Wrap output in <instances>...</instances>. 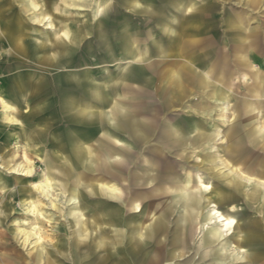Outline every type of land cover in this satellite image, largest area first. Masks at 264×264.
I'll return each instance as SVG.
<instances>
[{"label": "rangeland", "instance_id": "1", "mask_svg": "<svg viewBox=\"0 0 264 264\" xmlns=\"http://www.w3.org/2000/svg\"><path fill=\"white\" fill-rule=\"evenodd\" d=\"M36 1H3L7 20L21 21L17 26L25 46L45 41L47 47L34 57L0 41V91L7 86L5 96L10 99L9 84L15 76L36 79L44 74L53 80L61 74L56 66L37 60L51 55V45L59 41L57 34L69 32L70 40L65 39L63 46L69 54L62 57L69 60L71 70L87 71L92 84L106 86L127 69L114 91L129 117L122 116L117 128L109 129L119 140L103 136L97 127L89 128L95 132L87 139L86 166L66 142L68 134H78L79 124L71 120L57 92H48L51 85L41 92L30 91L31 98L18 104L25 129L18 136L12 130L10 138L9 128L0 122V245H7L0 256H11L19 248L22 264H264V201L232 192L218 209L238 225L233 234L217 241L208 234L220 228L214 220L208 221L215 201L203 187L226 194L225 175L243 166L257 181L262 177L256 174L264 175V131L259 132L264 127V86L257 89L254 80L257 71L264 80V0H186L196 5L186 14L173 0H40L35 8ZM134 2L161 16L140 10ZM50 17H59L53 27ZM240 25L250 41L258 40L262 50L255 56L247 57L236 42ZM122 26L134 35L140 56L132 65L121 53ZM169 72H181L182 90L171 84ZM215 87L230 94L229 106L213 97ZM247 105L259 112L244 113ZM131 118L146 123L149 140L140 142L125 126ZM179 123L189 128L186 140L166 143L164 133ZM202 125L208 132L204 137L195 135V128ZM26 164L34 168L31 178L22 172ZM157 164L166 168L158 180L162 169ZM45 179L55 207L51 209L36 194L39 214L33 217L15 195L16 182L29 186L30 180ZM254 186L246 191L250 193ZM182 187L198 200L197 219L187 225L191 233L186 249L175 248L173 241L183 224L184 210L177 197ZM80 191L81 200L72 201V193ZM80 221L88 224L85 234ZM34 225L44 248L41 260L35 259L36 245L22 243V236L14 235ZM137 232L143 243L140 251L132 248ZM252 232L259 234L257 241L251 242ZM243 238H250V244ZM101 239L106 246L99 247ZM254 250L260 259L243 253Z\"/></svg>", "mask_w": 264, "mask_h": 264}, {"label": "bare ground", "instance_id": "2", "mask_svg": "<svg viewBox=\"0 0 264 264\" xmlns=\"http://www.w3.org/2000/svg\"><path fill=\"white\" fill-rule=\"evenodd\" d=\"M3 1L4 0H0V39H1L0 41L5 42L7 45H11V44L14 45V47H12V50L18 49L22 51L24 55L27 54V55H32L36 57L37 53L42 52L47 47L46 42L41 41V42H38L36 45L30 48H27L25 44L23 43L24 39L22 38V34L21 33L19 34L21 26H17L21 24V21L19 19L7 20L9 19V17L6 16V12L3 8L5 7V4ZM26 1H29V0H26ZM172 2L175 3L176 6L180 7L181 11L184 12L185 14L192 12L193 9L196 7L195 4L188 3L186 0H173ZM133 4H135L137 7H139L140 10L146 13L150 12L149 7L147 6L144 7L143 5L137 2H134ZM40 5H41L40 0H37L36 2H34L35 8L39 7ZM102 7H103V4H101L100 8ZM27 8H29L28 5H27ZM54 9L57 12L61 11V9L57 6H55ZM101 13L102 11L99 10L97 13V17H100ZM150 13L157 15V17L161 16L160 13H156L153 10H151ZM57 18L59 19V17L49 18L48 21L50 22V25L52 27L54 26L55 22L58 20ZM97 24L100 27L101 21H97ZM234 26L235 25H233L232 27ZM243 26L240 25L236 28L238 30V32L236 33V37H237L236 42L241 45L246 43L247 38H248L247 34H244V32L246 31L243 30ZM122 30L124 32V41H123V46L121 48L122 49L121 53L128 60H130L129 65H132L138 61L140 56L137 53L136 48L134 47V41H133L134 35L129 32V29L126 26H122ZM169 31L172 34H175V35L177 34L176 29L172 30L171 28L169 29ZM57 35L59 37V41H56L55 43L51 45L52 50H53L51 55L49 57H47L46 55L45 57L42 56L37 61L39 64H44L48 67L56 66L59 70L62 71L61 74H59L58 76L56 75L57 77H55L53 80H49V78L45 76L44 74L38 75L36 79H34L33 77L24 79L22 77L20 78V77L15 76L13 79H11V81L9 80L10 81L9 85L12 88V93L7 94V95L9 96L11 95L10 99L7 98V96H5V93L7 92L5 90L6 89L5 87L7 86L3 85L2 87L3 92L0 91V105H1L0 122L5 124V127H6V128L4 127L5 129H7V127L9 128L10 132L8 135L10 138H12L11 136L12 130L15 133V135L18 136L17 133H19V131L25 130L24 122H23L24 116L19 110L18 104L20 103V101L31 98L30 91L41 92V90H45L47 89L48 86L51 85L50 86L51 88L50 90L48 89V92L49 91H50L49 93H53L54 91L57 92V94L60 96V100L62 101V104H64L67 107V109L70 111L71 120L79 124L80 131L78 132V134L76 133L74 134L73 132H71L72 134H68V137L66 138V142H67V146H70L72 148V151L76 155V157L82 160L83 165L86 166L88 165L87 156L88 154H90L89 148L87 146V143H88L87 139H89V136H92L95 132V131H90L89 128L97 127L99 130V133L104 134L103 136H106L107 138L117 139L109 129L111 127L117 128L115 124L120 118L129 117V116H126L128 113H126L127 111L124 109L123 105H121V102L117 100L118 95L114 91L116 88V84L124 80L125 78L124 74L127 72V69H124L122 71V74L119 75L117 79L109 81L107 85L105 84L106 86L92 84L91 83L92 79H90L87 71H82L79 73V72H75L71 70L70 68L72 65L69 62V60H64V58L62 57V56L66 57L69 54V52H67V49H63L64 44L67 45L66 43L67 41L65 42V39L70 40L69 32L68 34L64 32L63 34H57ZM180 43L181 41L176 44L178 51L180 48ZM255 43L257 44L258 40L256 41L253 40L252 43L250 42V45L254 46ZM62 51H66V52L63 54ZM162 53H163L162 55L166 54L164 52ZM168 75H169V79L172 80L171 84L173 83L176 84L178 90H182L183 89L182 88L183 76L181 72H169ZM31 81H34V82L31 83ZM204 82L205 83L209 82V79L206 78ZM213 92H214L213 94L215 98H220L221 100L227 101L228 106H229L231 96L228 92H226L222 87H215ZM104 107H107V108L110 107V111L107 112L106 110H104ZM248 109L249 108L245 106L244 113H248V111L250 110ZM246 123L247 121H245L244 125ZM183 124L182 123L175 124V129L173 131L167 130L164 133L163 138L166 141V143H170L171 141L169 140H172V139L177 140V138L186 140L185 138L188 135L186 131L189 130V128L188 126H185ZM125 126L126 127L128 126L130 132L140 142H142L143 140H149L148 133L146 131V127H147L146 123L139 122L131 118V120L128 123L126 122ZM104 128H107L109 131L105 130ZM195 131H196L195 135L199 134V136L201 137L205 136L204 132L205 133L208 132L207 130H205V127L203 125L200 127H196ZM260 131L261 132L264 131V127L259 129V132ZM6 144H7V140H6ZM112 153L113 152L108 153V156L113 155ZM26 161L28 162L27 159ZM156 167L159 170L162 169L161 176L160 174H158L157 177L155 178L158 180L160 178H163L162 176H164L166 168H164L162 164H160L159 166L157 164ZM22 172H24L25 176L29 178L34 176V168L28 164L23 165ZM248 172L250 171L247 166H243L242 169H240L239 172L237 173L234 171H229V173L225 175L226 190H227L226 194L219 192L217 190H214L213 187L203 184V187L207 191H210L211 193L210 199L215 201L212 213L209 214L210 216L208 217V221L211 222L212 220H214L213 222L214 224L216 223L220 225V228L218 227V230L216 229V230L208 231L210 238L220 241L224 239L225 237L233 234L237 228L238 222L236 221V219L232 216L225 215L224 213L220 212L218 209V206L226 202L227 198L232 194V192L244 193V194L248 193L249 196H251L253 200L264 201V192H263V188H264L263 176L264 175L262 173L256 174L257 176L262 177L261 179H258L257 181L254 177L247 174ZM30 182L31 183L29 184V186L22 183L21 181L16 182V185H18V188H15V195L18 196V199L20 200L22 206H24V208L28 210V212L34 215L33 217L37 216L39 213H37V208L35 205V195L38 194L40 198L47 201L48 205L51 207V209H53L55 207L53 203L56 200L52 198V195H51L52 188L50 184L48 183L47 179H45V181H39V182H34L33 180H30ZM251 184H254L255 186L253 187L254 189L250 191L249 193L246 190ZM113 190H115V188H113ZM180 190H181L179 191L180 195L177 197H178V200L182 203L183 210H184L183 214L181 215V222L183 224L181 227L182 229H180V233L178 234V236H175L173 241H174L175 248L182 246L184 249H186L188 248V245H189V236L191 233V228H189L187 225H189L190 223L195 221V219H197L198 200L195 199V197L191 194V192L188 193V187H182L180 188ZM23 191H28V192L26 193V195H22L21 192ZM82 194L83 193L81 191L76 192V193L73 192L72 195H74V197H72L71 200L74 202H77L78 199L81 200ZM17 215L18 214H13L12 217H16ZM40 216L41 215H39V217ZM79 216L81 217L83 216L82 211H80ZM23 223L26 224V222H23ZM80 224L82 227H84L82 232L83 234H85L88 228V227L86 228V225L88 224L85 221H80ZM37 230L38 228L36 225L32 226L30 230H25V229L20 228L19 230H17V233L14 235L22 236L23 238L22 243H28V244L33 243L34 245H36L37 248H36L35 259L41 260L44 254V248L40 246L41 238L39 237ZM3 233L4 232H2V234ZM250 238H251V242L252 240L253 242L255 240L257 241L259 239V234L252 232ZM250 238L249 239L243 238V240H245V243L249 245ZM106 245L107 243L105 242L104 239H101L99 241V247L106 246ZM142 245L143 243H142L140 232H137L136 236H134L132 248L134 251H140ZM6 248H7V245H5V243H2L0 245V249H6ZM12 253L13 255L11 256L8 254H7L8 256L6 257L0 256V264H22L23 263L20 259L21 254L19 252V248H15L12 251ZM243 253L253 258L254 260L260 259V253L258 250H254L252 252L244 251ZM207 255L208 253L206 252L204 256H207Z\"/></svg>", "mask_w": 264, "mask_h": 264}, {"label": "crops", "instance_id": "3", "mask_svg": "<svg viewBox=\"0 0 264 264\" xmlns=\"http://www.w3.org/2000/svg\"><path fill=\"white\" fill-rule=\"evenodd\" d=\"M248 36V38H247V42L246 43H244V44H238V45H240L239 46V48L241 49V51L243 52H245V53H247V57L249 56V57H251V56H255V54L256 53H259V52H261V48L260 47H258V45L255 43V45L254 46H251L250 45V42L251 41H253V39L250 41V38H249V35H247ZM256 41V40H255ZM252 43V42H251ZM257 48H258V50H257ZM254 54V55H253ZM257 55H259V54H257ZM246 58V57H245ZM242 63L243 64H245V65H247V66H249V67H251V65H250V63L248 62V61H246V60H242ZM254 80H255V87L257 88V89H262L263 88V86H264V80H263V77H262V73H261V71H257V72H255L254 73ZM208 83V85H209V82H207ZM214 91V90H213ZM212 91V95H213V97H214V92ZM257 92H258V90H257ZM246 107H248L249 109V113L251 112H254V111H258L259 112V110H258V108H256V107H254V106H252V105H247ZM5 143V142H4Z\"/></svg>", "mask_w": 264, "mask_h": 264}]
</instances>
